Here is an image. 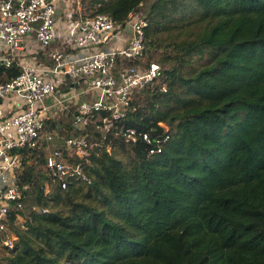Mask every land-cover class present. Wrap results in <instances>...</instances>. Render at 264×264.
<instances>
[{"label":"trees","instance_id":"1","mask_svg":"<svg viewBox=\"0 0 264 264\" xmlns=\"http://www.w3.org/2000/svg\"><path fill=\"white\" fill-rule=\"evenodd\" d=\"M82 7L121 27L144 13L143 61L161 64L162 74L108 129L104 111L75 129V106L66 119H46V130L92 143L84 167L91 183L45 170L44 150H14L23 206L14 204L0 227V264H264V0ZM37 56L53 64L49 48ZM19 73L17 61H0V82ZM165 126L170 140L150 154ZM128 128L136 142L125 139Z\"/></svg>","mask_w":264,"mask_h":264},{"label":"built area","instance_id":"2","mask_svg":"<svg viewBox=\"0 0 264 264\" xmlns=\"http://www.w3.org/2000/svg\"><path fill=\"white\" fill-rule=\"evenodd\" d=\"M74 3L77 16L71 18L66 32L67 46L51 51L53 64H47L23 59L20 55L29 42L47 49L56 40L58 0H0V42L5 47L0 61L7 67L15 61L20 66V73L15 78L7 83L0 82L1 228H4L12 206H23L24 196L15 176L20 155L14 150H44V169L50 170L55 177L64 181L69 176H76L88 183L92 181L84 170L92 148L87 137L77 135L64 139L59 132L45 128L53 106L60 113L70 108L77 96L69 92L72 83L97 91L94 98L79 103L73 119L75 129H85L97 111H104L108 113L102 119L101 128L105 130L112 120L126 116L135 92L162 74L161 64L143 61L147 49V20L143 16H134L121 27L108 13L85 16L82 0H74ZM127 27L132 36L125 45L116 46L115 42ZM63 84L66 85L61 89ZM9 98L17 105V110L11 113L3 103ZM165 131L155 137L156 144L150 154L162 152L163 144L170 140L167 126ZM124 136L127 141L136 142L138 131L128 128ZM142 137L151 142L150 132L143 133ZM74 157L77 161L72 160ZM62 185L65 187V182ZM3 243L11 248L14 245L13 239ZM2 255L0 246V258Z\"/></svg>","mask_w":264,"mask_h":264},{"label":"crops","instance_id":"3","mask_svg":"<svg viewBox=\"0 0 264 264\" xmlns=\"http://www.w3.org/2000/svg\"><path fill=\"white\" fill-rule=\"evenodd\" d=\"M74 0H58V28L56 30V40L52 43V45L49 47L50 52L55 50V49H60L62 47H64L66 45V32L70 26L71 23V9L74 5ZM64 13L66 17L65 22H62V18H61V14ZM122 35L120 37V39H118L115 44L116 46H123L128 42V39L132 36V32L130 30V28L127 27V29H123V31L121 32ZM65 36V37H64ZM30 44V45H28ZM44 48H42L40 45L36 44L35 42H30L27 43L24 50L21 52L22 53H30L32 54V57L30 60H37L38 58V53L43 50ZM5 54V47L4 44L2 42H0V57L4 56ZM21 57V56H20ZM42 57V55L40 56ZM37 58V59H36ZM38 61V60H37ZM69 78V77H68ZM69 81V80H68ZM66 84H63V87ZM71 89H70V93L72 94H77V96L72 100L71 105L70 106H75L76 110L78 108V105L81 101L83 100H88L91 98H94L97 95V91L95 90H90L88 87H84L82 85H78L76 83H72L71 84ZM14 99L13 98H9L4 100V105L6 106L8 112H14L17 110V105L13 103ZM48 102H52L51 100ZM75 110V111H76ZM55 111L57 113L58 116L63 115V117L66 119V112L60 113L59 109L56 106H53L52 109L49 111V117H53L55 115L52 114V112ZM53 115V116H51ZM73 122V120H72ZM58 132V131H57Z\"/></svg>","mask_w":264,"mask_h":264},{"label":"rangeland","instance_id":"4","mask_svg":"<svg viewBox=\"0 0 264 264\" xmlns=\"http://www.w3.org/2000/svg\"><path fill=\"white\" fill-rule=\"evenodd\" d=\"M148 1H150V0H148ZM75 4H76V3H75ZM75 4L73 5V7H72V9H71V12H70L72 18H75V17L77 16V14H76V6H75ZM145 10H147L146 7H145ZM137 15H138V14H137ZM137 15H134V16H137ZM134 16H132V17H134ZM139 16L142 17V16H145V14H144V13H140ZM132 17H131V18H132ZM61 18H62V19H61L62 22L64 23V22H65V19L68 18V17H66L65 14L62 13V14H61ZM29 43H30V42H29ZM28 45H30V44H28ZM66 46H67V45H66ZM62 48H64V47H62ZM66 49H68V48L66 47ZM20 56H21V58H23V59H28V60H30L31 57H32V54H30V53H22ZM60 88L63 89V85H60ZM52 114L55 115V116H58L57 113H56L55 111H53ZM53 115H51V116H53ZM61 116L63 117V115H61ZM65 116H66V115H65Z\"/></svg>","mask_w":264,"mask_h":264}]
</instances>
